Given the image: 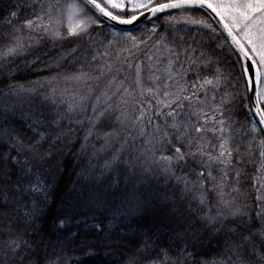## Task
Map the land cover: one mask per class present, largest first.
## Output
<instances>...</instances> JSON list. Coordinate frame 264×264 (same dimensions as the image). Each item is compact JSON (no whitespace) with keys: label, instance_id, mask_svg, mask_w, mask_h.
I'll return each mask as SVG.
<instances>
[{"label":"snow or ice","instance_id":"1","mask_svg":"<svg viewBox=\"0 0 264 264\" xmlns=\"http://www.w3.org/2000/svg\"><path fill=\"white\" fill-rule=\"evenodd\" d=\"M26 10L28 17L21 19ZM173 10L179 15H164L163 23L181 20L212 34L217 28L193 14H214L224 39L205 50L203 38L189 44L180 37L179 44H165L164 61L126 60L127 69L111 62L93 67L85 49L78 71L49 78L79 86L72 91L39 79L27 87L4 85L0 264H64L69 249L85 257L76 264H88L99 249L110 250L108 255L119 250L122 264H264V196L249 203L240 194L243 173L232 167L231 125L226 128L223 111L216 116L221 105L206 102L208 91L223 83L231 89L224 96L243 107V83L248 111L258 117L249 121L251 132L264 134V0H0V20L12 30V46L3 54H20L45 40L93 42L91 32L105 18L131 24L145 14L160 19L158 14ZM39 62L36 57L32 65ZM80 130L85 142L94 137L104 144L87 160L81 157L65 180V150ZM117 140L120 148L107 151ZM259 143L264 158V139ZM86 148L82 143L80 151Z\"/></svg>","mask_w":264,"mask_h":264},{"label":"trees","instance_id":"2","mask_svg":"<svg viewBox=\"0 0 264 264\" xmlns=\"http://www.w3.org/2000/svg\"><path fill=\"white\" fill-rule=\"evenodd\" d=\"M61 2H63V0H61ZM169 14L179 15L177 11ZM28 15L29 12L27 10L24 11L21 19L27 18ZM164 15H160V19L154 17L138 30L128 32L127 34L137 37L135 42L126 38L125 32L115 30L117 35L113 36V29L104 24V26L91 32L93 42H88L86 39L76 40L74 38H69L66 41L45 40L39 45L33 44L29 46L25 52L9 55H4L3 53L5 47L12 46L8 39L12 30L3 20H0V91H7L4 87L6 84L14 85L18 83L27 87L29 82L38 79L48 81L52 87L59 89L76 87L78 85H73L70 81L66 82L63 79L49 80V78L57 76L63 77L66 73L78 71L80 69V63H83L85 59V49L88 51L87 61L91 63L93 67L97 64L105 65L110 62L113 67H117L114 65L120 57L135 50L141 51L142 49H145L143 52L141 51L142 53L140 52L141 54L136 58L137 60H141L144 57L143 53L154 48V44H157L156 41L160 39L162 35L166 37L165 40H161L163 46H165V44H170L174 40L179 44L180 37H184V40L189 44H192L193 40L199 41L203 38L205 50H207L209 46H214L215 43L223 40L218 33L212 34L207 28H203L199 25H190L181 20L163 23ZM193 15L196 18L203 17L207 23L212 24L200 11ZM13 24L19 25V21L14 20ZM154 24L157 26L155 31H153ZM61 30L66 31V22L61 26ZM209 36L219 37V40L208 39ZM109 41H111V44H109ZM77 44L80 45L79 50L72 53L71 49L76 47ZM133 44H135V47H133ZM215 51L219 53L220 50L217 48ZM97 53L99 54L97 55V60L95 62L91 61V56L96 55ZM36 57L40 58V62L33 66L32 62ZM235 60L236 58L233 55L228 63L231 64ZM87 69L88 65L85 64L84 70ZM239 72L240 66L237 63L235 65V75H239ZM204 75L211 77V71H206ZM189 79H191V77H189ZM207 87L209 89L211 88V86ZM226 91L231 92V89L227 84L223 83L214 91L209 90L206 102L208 106L212 107L215 105H221L219 111L216 112V116L219 117V112L223 111L225 113L224 118L226 119V128L228 125H231L232 133L230 134L231 139L229 141V146L233 149L232 167L240 168L242 171L243 175L240 177V184L238 187L241 189L240 194L246 196L249 203H251L256 198L254 179L257 175L258 168L264 163V158L259 156V151L261 150L259 141L264 139V137L263 134H260L259 132H251L252 124L249 123V121L254 122V120L247 109L243 83H241L239 87V93L244 96L243 107L241 106L240 100L237 99L233 102L230 97H225L224 93ZM200 95L203 97L204 90H201ZM213 96H215V100L212 99ZM222 101L223 103H221ZM204 111L208 115H212V113L209 112L208 107H205ZM217 127H219V125H217ZM84 128H87L86 123ZM84 135V130L78 131L74 137V145L65 150L63 161L68 167V172L64 174L65 180L69 179V175L75 169L76 165L82 162L80 159L81 157H83L84 160H87L89 155L95 150L101 149V146L104 144L102 139L97 141L94 137H90L89 140L85 142L83 140ZM215 135L218 137L220 133L217 132ZM208 137H212L211 132L208 133ZM253 137H255V140L252 139ZM249 141H252L251 147H249ZM82 143H86L87 145L86 152L80 151ZM137 143H139V140H137ZM237 145L240 146L239 153L236 152ZM120 146V142L117 140L112 142L110 146H107L106 150L111 151L112 149H119ZM249 153H251V156H249ZM237 155L242 157V163L237 164L235 162V157ZM100 157L101 159L103 158V152L100 153ZM229 175L230 177L234 176L231 169H229ZM225 191L228 190L226 189ZM107 251L110 250L99 249L98 254L90 258L88 264H122L119 250L113 252L112 255H108ZM63 258L64 264H76L78 258L82 261L85 259L81 253L73 252L71 249L63 253Z\"/></svg>","mask_w":264,"mask_h":264},{"label":"rangeland","instance_id":"3","mask_svg":"<svg viewBox=\"0 0 264 264\" xmlns=\"http://www.w3.org/2000/svg\"><path fill=\"white\" fill-rule=\"evenodd\" d=\"M218 33V32H217ZM138 45V44H137ZM150 46V45H148ZM154 48L145 51V53H143L144 57L141 60H137L136 58L138 57V55H140L145 49H142L141 51L139 50H135L133 52H130L129 54L127 53L126 55L120 57V59L117 61V63L114 66H123L124 68L127 69V64L123 63L126 60H130L133 65L137 62V61H141L142 65H149V64H155L157 59H159L160 61H164L166 57H169V53L168 51L164 50V46L160 43V44H154ZM141 52V53H140ZM153 57V59L151 61H149L147 59V57ZM160 66V65H157ZM124 74H121L118 79H122ZM127 75L129 76V79H131L132 76V71L129 70ZM159 75V73H158ZM101 84L104 83L103 80L100 81ZM79 87V86H76ZM74 87H68L69 91H72ZM246 101H247V94L246 92L244 93ZM248 105V102L246 103ZM248 109V107H247ZM150 114V113H149ZM261 177H264V170L259 167L258 171H257V175L254 179V188L256 191V195L255 197L259 196H264V180L261 179ZM259 189V191H258Z\"/></svg>","mask_w":264,"mask_h":264},{"label":"water","instance_id":"4","mask_svg":"<svg viewBox=\"0 0 264 264\" xmlns=\"http://www.w3.org/2000/svg\"><path fill=\"white\" fill-rule=\"evenodd\" d=\"M172 12H176V10H173ZM200 12L205 15V11L204 10H201ZM165 14H169V13H165ZM158 15H164V14H158ZM205 16L209 19V21L212 23L214 28H217L218 34L224 39V36L226 35V33H222L220 31V24H219L218 18H216L214 16V14H211L210 12L207 15H205ZM152 18H154V17H152V16H150L148 14H145V15H143L141 17H138V19L136 21L132 22L131 24H121V23H118L116 21L107 20L105 18L104 19V24L108 25L110 28L115 29L117 31L128 33V32H131V31L138 30L139 28H141L144 24H146ZM247 96H248V93H247ZM247 102H248V99H247ZM252 118H253L254 122L258 121V117L257 116L252 115ZM263 137H264V134H263Z\"/></svg>","mask_w":264,"mask_h":264}]
</instances>
